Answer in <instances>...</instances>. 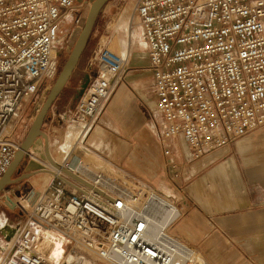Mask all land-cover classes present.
Masks as SVG:
<instances>
[{"label": "built area", "instance_id": "1", "mask_svg": "<svg viewBox=\"0 0 264 264\" xmlns=\"http://www.w3.org/2000/svg\"><path fill=\"white\" fill-rule=\"evenodd\" d=\"M89 5L0 0V177L19 148L25 109L58 72L62 26L80 24ZM132 11L147 43L152 128L174 184L181 175L175 139L195 161L264 125V0H136ZM129 54L104 44L94 50L67 114L70 125L82 123L78 135L95 125ZM40 161L51 179L36 194L17 197L11 184L3 190V205L13 209L9 197L23 221L1 264H208L195 244L170 231L180 215L179 185L165 193L120 168L92 171L73 151L57 164ZM51 230L60 235L59 259L39 246Z\"/></svg>", "mask_w": 264, "mask_h": 264}, {"label": "crops", "instance_id": "2", "mask_svg": "<svg viewBox=\"0 0 264 264\" xmlns=\"http://www.w3.org/2000/svg\"><path fill=\"white\" fill-rule=\"evenodd\" d=\"M144 54L148 60L147 50ZM132 68L85 144L133 178L173 192L152 128L151 72L147 62ZM174 145L182 193L170 231L195 244L208 264H264V125L195 161L180 138Z\"/></svg>", "mask_w": 264, "mask_h": 264}, {"label": "rangeland", "instance_id": "3", "mask_svg": "<svg viewBox=\"0 0 264 264\" xmlns=\"http://www.w3.org/2000/svg\"><path fill=\"white\" fill-rule=\"evenodd\" d=\"M91 1L92 0H90V2ZM135 1L136 0H108L102 6L96 16L87 43L79 57V60L73 72L71 73L68 81L64 85L60 94L50 106L45 116V119L41 125V130L46 135L49 154L54 163L61 162L69 151H73V153L80 156L83 161L87 163L88 168L92 171H108L112 168H120L118 165H114L111 162L105 160L104 157H102L95 149H92L91 151L87 149L85 142H87L86 140L92 130V127L89 129V133L87 132L85 135H83V137L80 138L79 141L75 142L72 139L73 142L72 144H70L67 153L60 148V144L64 141L67 131H74V126L72 125V129H68V127L70 126V122L67 119V114H69L68 110H71L77 103V100L82 90V86L86 82L87 77L91 74V71H89V69L87 68V63L99 44L106 45L109 49L116 53H123L126 49L128 50V52H130L127 62L125 63V67L120 75L116 86L122 83V81L124 80V75L131 73L128 71L133 69L132 65L140 63L146 64V62L148 63V60H145L144 54V52L147 50V43L143 37V29L139 19L133 14L132 11V6ZM87 11L88 8L84 9V11L82 12L83 21H81L80 24L78 23V25H72L71 23H67L62 26L60 32L62 46H60L61 48H58V71L64 63L65 59L67 58L74 44V41L84 23ZM132 31H134L135 33L134 37L131 36ZM128 42L129 46L127 45ZM136 50L137 52H141L140 57L137 59L138 61L131 59L133 51ZM47 92L44 93V95H42L33 104V106L28 105L25 109V113L23 114L26 127L22 129L20 128L17 132V137L20 140V143L24 139L35 114L37 113L38 109L40 108L43 100L47 95ZM150 105H153L152 102H150ZM76 123L78 127H74V129L80 131L82 123ZM75 134L76 133H74V136H76ZM44 148V139L41 136H38L34 140L32 146L29 148L30 153H32V156L29 157L27 155H24L18 163L17 168L19 169V171H14L12 173V177H19L21 174L29 173L26 178H21L11 183V186L16 187L15 195L17 197L20 194H24L25 192H28L29 195L36 194L37 191L43 188L49 181L50 177H46V170L44 169V166L41 165L40 161H49V159L46 157ZM33 155L38 158H33ZM120 169L124 171L122 168ZM125 173L128 174L127 172ZM129 176L133 178L131 175ZM177 179L178 178H176V182L174 179V184L171 183L173 192L164 190L163 191L165 193H174L175 185H179L177 183ZM27 187L28 189L26 190ZM5 188L7 187H4L0 191V217L2 218H0V220L4 222L5 230H10L11 232H9L10 236L7 238L5 236L4 230L2 229V227H0V264L3 262L4 257L10 250V238L13 235L14 229L17 228L23 221V213L21 212L19 207L15 206L12 210H10L3 205L2 196L3 190H5ZM16 191H19V195L16 194Z\"/></svg>", "mask_w": 264, "mask_h": 264}, {"label": "water", "instance_id": "4", "mask_svg": "<svg viewBox=\"0 0 264 264\" xmlns=\"http://www.w3.org/2000/svg\"><path fill=\"white\" fill-rule=\"evenodd\" d=\"M108 0H92L90 2V5L88 7V11L86 13L84 23L74 41V44L65 59L64 63L60 67L59 71L57 72L53 83L51 84L47 95L45 99L43 100L40 108L38 109L37 113L35 114L29 129L22 140V142L19 145L18 150L15 152L14 157L7 168V170L2 174L0 177V191L4 188L7 187V185L13 183L14 181H17L21 178H26L29 173H24L21 174L19 177H12V173L14 171L18 172L19 169L18 163L22 159L24 155H26L27 151L29 148L32 146L34 140L38 137L41 136L44 139V144H45V154L46 157L49 159V162H52L48 146H47V141H46V135L45 133L41 130V125L45 119V116L52 105L53 101L57 98V96L60 94L62 91L64 85L68 81L71 73L73 72L79 57L87 43V40L89 38L90 32L92 30V27L94 25L96 16L99 12V10L102 8V6L107 2ZM67 174L70 175V173L66 170H64ZM28 187L26 188V190ZM16 194L19 195V191H16ZM7 201H10L9 207L13 208L15 206L14 201H12L9 197L6 198Z\"/></svg>", "mask_w": 264, "mask_h": 264}, {"label": "bare ground", "instance_id": "5", "mask_svg": "<svg viewBox=\"0 0 264 264\" xmlns=\"http://www.w3.org/2000/svg\"><path fill=\"white\" fill-rule=\"evenodd\" d=\"M129 24V23H127ZM126 24V25H127ZM128 32V30H127ZM135 33L134 31H132L131 36L134 37ZM133 40V39H132ZM129 44V42H128ZM129 46V45H128ZM72 129L71 125L68 127V129ZM67 129V130H68ZM74 131H67L66 136L64 141L60 144V148L65 151L66 153L68 152V148L70 147V144H72V139L77 142L79 141L80 138L83 137L84 134L82 135H78V130L74 129ZM74 133H76L74 136ZM89 133V132H88ZM73 137V138H72ZM77 137V138H74ZM61 151V150H60ZM66 156V155H65ZM52 161V160H51ZM57 161V160H56ZM55 161V162H56ZM51 163H54L53 161ZM59 162H56L55 164H57ZM44 173V172H43ZM46 177H50L51 179V175L49 174L48 171L45 172ZM47 179V178H46ZM49 179V180H50ZM48 180V179H47ZM49 182V181H48ZM47 182V183H48ZM43 183V182H42ZM1 218V217H0ZM2 219V218H1ZM1 221V220H0ZM7 226V225H6ZM0 227H2V229L4 230L5 236L8 238L10 236L11 232L10 230H5V226H4V222L1 221L0 223ZM8 234V235H7ZM59 241H60V235L57 233V231L51 230L48 232H44L42 233V238L39 242V246L42 250H44L46 257H48L49 259H59V257L61 256V247L59 245ZM11 242V241H10ZM10 244V243H9Z\"/></svg>", "mask_w": 264, "mask_h": 264}]
</instances>
